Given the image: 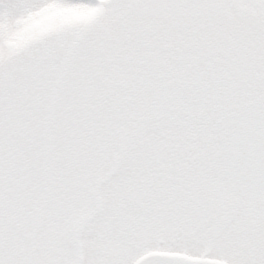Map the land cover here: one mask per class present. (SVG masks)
I'll return each mask as SVG.
<instances>
[{"label":"snow or ice","instance_id":"6c2138e0","mask_svg":"<svg viewBox=\"0 0 264 264\" xmlns=\"http://www.w3.org/2000/svg\"><path fill=\"white\" fill-rule=\"evenodd\" d=\"M0 264H264V0H0Z\"/></svg>","mask_w":264,"mask_h":264}]
</instances>
